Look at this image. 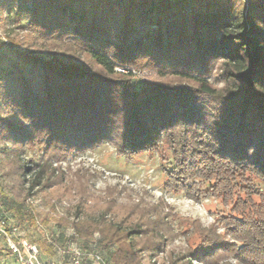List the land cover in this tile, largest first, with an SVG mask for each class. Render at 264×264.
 Returning <instances> with one entry per match:
<instances>
[{"label":"trees","instance_id":"trees-1","mask_svg":"<svg viewBox=\"0 0 264 264\" xmlns=\"http://www.w3.org/2000/svg\"><path fill=\"white\" fill-rule=\"evenodd\" d=\"M7 22L24 36H0V180L25 186L22 157L45 148L22 199L0 183V212L19 230L35 221V190L57 185L53 162L103 144L128 160L169 152L168 186L194 202L264 181V0H0ZM217 63L223 90L209 81ZM237 196L226 233L204 230L198 250L168 264H264V196ZM106 204L75 231L100 233L111 264L158 257L165 240H148L146 223L128 230L132 209ZM71 240L49 238L59 250Z\"/></svg>","mask_w":264,"mask_h":264},{"label":"rangeland","instance_id":"rangeland-1","mask_svg":"<svg viewBox=\"0 0 264 264\" xmlns=\"http://www.w3.org/2000/svg\"><path fill=\"white\" fill-rule=\"evenodd\" d=\"M0 33L2 36H24L11 22L0 27ZM118 72L129 75L131 71L122 68L118 69ZM131 74L132 80L139 82L158 80L153 73L147 71L134 70ZM209 81L217 90L224 89L220 64L217 63L212 68ZM207 105L209 106V103ZM44 149L37 147L28 150L22 157L25 166L32 169L25 178V186H21L13 174L5 180H0L6 192L13 193L19 199L26 195L29 188L27 182H30L31 174L39 169ZM168 153L165 155L167 160L157 152L142 153L128 160L115 146L103 144L66 154L61 162L52 164L53 179L57 185L46 191L36 189L34 195L28 199V205L34 211L35 221L33 225L26 223L25 227L20 229V234L39 248L44 259L62 262L65 258L60 250L64 247L60 246V250L53 248L49 238L53 236L59 240V236L65 234V239L70 240L72 235L76 234L80 245L85 249L90 248L95 236L102 238L101 234L95 233L86 239L75 231L73 225L83 220L98 219L102 212H106L107 201L114 200L117 205L113 208L115 214L124 208L132 209L130 220H126L128 230L135 225L146 223L152 228L148 240H165L158 257L150 259L141 254V264H168L169 260L184 259L198 250L202 244L201 233L205 234L204 230L226 233L225 226L236 218L234 210L237 195L245 198V193H252L256 204L261 201L260 195L264 196V181L257 179L252 191L244 189V193L242 189L236 190L233 198L210 197L194 202L179 188L168 186L165 172H173ZM245 176L248 180L254 179L249 174ZM203 184L199 182L198 185L203 187ZM101 248L105 254L103 238ZM7 262L9 260L6 256H0V264ZM10 262L15 264L13 258H10ZM224 264L237 263L229 260Z\"/></svg>","mask_w":264,"mask_h":264},{"label":"built area","instance_id":"built-area-1","mask_svg":"<svg viewBox=\"0 0 264 264\" xmlns=\"http://www.w3.org/2000/svg\"><path fill=\"white\" fill-rule=\"evenodd\" d=\"M0 36H2L1 33ZM95 237L91 247L85 249L80 245L79 237L73 234L67 247L61 250L66 258L65 262L45 260L39 248L21 235L13 221L0 212V256L13 258L15 264H111L101 248L102 238Z\"/></svg>","mask_w":264,"mask_h":264},{"label":"crops","instance_id":"crops-1","mask_svg":"<svg viewBox=\"0 0 264 264\" xmlns=\"http://www.w3.org/2000/svg\"><path fill=\"white\" fill-rule=\"evenodd\" d=\"M9 260V262H10V259H8Z\"/></svg>","mask_w":264,"mask_h":264}]
</instances>
